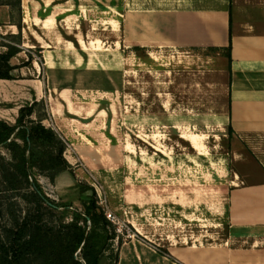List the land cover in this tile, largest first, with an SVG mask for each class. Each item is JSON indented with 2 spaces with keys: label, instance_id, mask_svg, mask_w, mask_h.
<instances>
[{
  "label": "rangeland",
  "instance_id": "rangeland-1",
  "mask_svg": "<svg viewBox=\"0 0 264 264\" xmlns=\"http://www.w3.org/2000/svg\"><path fill=\"white\" fill-rule=\"evenodd\" d=\"M114 4L105 9L92 3L79 17L77 37L87 44L88 56L72 39L85 60L77 82L111 93L105 100L112 105L107 123L101 128L98 119L96 126L104 139H68L64 154L72 171L53 183L38 175V182L50 199L68 205L67 219L70 211L84 209L87 193L81 185L95 188L120 234L121 244L112 242L119 264H227L235 253L244 259L248 243L229 237L228 194L240 173L254 171V161L222 123L228 111L227 72L217 68L207 49H136L130 40L136 38L131 25L136 0ZM3 37L0 42L11 39ZM83 95L79 98L92 100L91 91ZM182 132L201 134V149ZM0 154L7 156L3 147ZM9 198L23 215L24 200ZM7 199L0 194V221L9 224Z\"/></svg>",
  "mask_w": 264,
  "mask_h": 264
},
{
  "label": "crops",
  "instance_id": "crops-1",
  "mask_svg": "<svg viewBox=\"0 0 264 264\" xmlns=\"http://www.w3.org/2000/svg\"><path fill=\"white\" fill-rule=\"evenodd\" d=\"M117 1L20 0L18 27L10 6L0 0V34L17 37L3 43L20 48L10 59L14 78L0 79V119L13 123L19 107L42 99L48 111L44 124L58 131L67 146L68 139L79 135L103 141L96 126L98 119L101 128L107 123L106 109L112 105L105 100L111 93L77 82L85 60L72 39L88 56L87 44L77 37L79 17L92 3L108 9ZM131 25L136 38L130 40L139 49H207L217 68L227 72L228 111L222 123L231 127L236 147L242 146L254 161V171L240 173L228 194L229 237L248 243L249 255L243 259L235 253L227 264H264V0H136V23ZM6 50L0 44V52ZM84 91H91V101L82 99ZM181 134L201 149V134ZM120 259L119 254L117 264Z\"/></svg>",
  "mask_w": 264,
  "mask_h": 264
},
{
  "label": "trees",
  "instance_id": "trees-1",
  "mask_svg": "<svg viewBox=\"0 0 264 264\" xmlns=\"http://www.w3.org/2000/svg\"><path fill=\"white\" fill-rule=\"evenodd\" d=\"M2 1L10 6L12 19L20 27V0ZM0 44L7 47L0 52V79H13L15 67L10 59L20 48ZM47 118L41 99L19 107L13 123L0 119V147L7 153L0 154V194L8 198L4 212L11 216L9 224L0 221V264H117L119 253L114 252L112 242L117 239L121 244L120 234L98 203L95 188L81 185L80 191L87 193L84 209L70 211L67 219L68 205L50 199L37 180L42 175L53 183L62 173L72 171L64 155L66 142L44 124ZM227 131L231 136L229 125ZM13 194L28 206L21 216L13 210L9 198Z\"/></svg>",
  "mask_w": 264,
  "mask_h": 264
},
{
  "label": "bare ground",
  "instance_id": "bare-ground-1",
  "mask_svg": "<svg viewBox=\"0 0 264 264\" xmlns=\"http://www.w3.org/2000/svg\"><path fill=\"white\" fill-rule=\"evenodd\" d=\"M50 17V16H49Z\"/></svg>",
  "mask_w": 264,
  "mask_h": 264
},
{
  "label": "built area",
  "instance_id": "built-area-1",
  "mask_svg": "<svg viewBox=\"0 0 264 264\" xmlns=\"http://www.w3.org/2000/svg\"><path fill=\"white\" fill-rule=\"evenodd\" d=\"M107 216V215H106Z\"/></svg>",
  "mask_w": 264,
  "mask_h": 264
}]
</instances>
